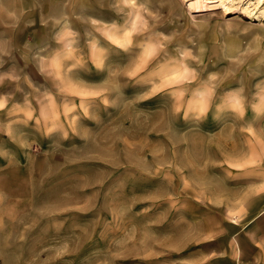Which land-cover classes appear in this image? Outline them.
Instances as JSON below:
<instances>
[{"label":"rangeland","instance_id":"obj_1","mask_svg":"<svg viewBox=\"0 0 264 264\" xmlns=\"http://www.w3.org/2000/svg\"><path fill=\"white\" fill-rule=\"evenodd\" d=\"M137 3L157 19L125 50L118 0H0V264H188L173 246L219 220L177 202L264 181V0ZM185 49L198 77L169 82Z\"/></svg>","mask_w":264,"mask_h":264},{"label":"crops","instance_id":"obj_2","mask_svg":"<svg viewBox=\"0 0 264 264\" xmlns=\"http://www.w3.org/2000/svg\"><path fill=\"white\" fill-rule=\"evenodd\" d=\"M262 182L251 179L249 184L243 185V180L236 179L233 185L224 186L226 195L218 203L207 200L204 188L200 199L190 195L178 199L186 203L183 208L182 202H177V212L185 213L182 217H215L219 223L215 227L205 223L201 233L197 234L192 227L187 233V243L181 241L173 249L185 252L184 259L188 264H264ZM201 236L204 238L200 239Z\"/></svg>","mask_w":264,"mask_h":264},{"label":"clouds","instance_id":"obj_3","mask_svg":"<svg viewBox=\"0 0 264 264\" xmlns=\"http://www.w3.org/2000/svg\"><path fill=\"white\" fill-rule=\"evenodd\" d=\"M118 8L119 11L117 13H124L127 15L128 13L124 12V9L134 10L135 15L133 18V22L130 26L129 30H126L123 33L124 39H123V47L121 46L120 42H116V45L122 49H127L132 45V40L129 39L133 35L139 34V32L147 30L149 27L148 20L143 18L142 14H146L148 17H151L153 20H156L157 18L154 16V14L149 10L146 4L144 3H137V0H118ZM172 37L169 36H163L162 35V41L160 43H153L148 46V51L144 53V55L147 56H155L158 55L161 51L165 48V41H170ZM59 43L60 41L57 40ZM180 61L183 64V71L186 72L188 79H186L185 83H192L195 82L198 73L195 69L191 68L187 64V60L189 59H195L193 57V54L190 50L185 49L184 51L180 52ZM102 66H97V68H101ZM147 67V64H145V68ZM143 70V69H141ZM133 78L132 76H129V79ZM217 79V76L215 74H211L208 77V80L215 81ZM175 80V74H172L169 76L168 81H174ZM171 86V84H170ZM165 91L164 87H160L159 89H153L154 94H159V92ZM198 93V99L195 101L194 107H192V111L195 112L196 118L201 119L204 118L207 115V112L209 111V103L210 99L214 94L213 87H204L203 89H200L197 91ZM172 95V94H171ZM151 98V97H149ZM173 98V110L174 112L179 115V113L182 110V104L180 103L179 99L172 95ZM107 103V101H105ZM240 100H236L235 104L232 106L233 110H238L240 108ZM187 117V112H185V118ZM53 131L52 129H49V132Z\"/></svg>","mask_w":264,"mask_h":264},{"label":"snow or ice","instance_id":"obj_4","mask_svg":"<svg viewBox=\"0 0 264 264\" xmlns=\"http://www.w3.org/2000/svg\"><path fill=\"white\" fill-rule=\"evenodd\" d=\"M120 43H121V46L123 47V42H120ZM186 78H187L186 72H177V74L175 75L174 81H178V80H182V79H186ZM2 107H3V105H2V103H0V108H2Z\"/></svg>","mask_w":264,"mask_h":264},{"label":"bare ground","instance_id":"obj_5","mask_svg":"<svg viewBox=\"0 0 264 264\" xmlns=\"http://www.w3.org/2000/svg\"><path fill=\"white\" fill-rule=\"evenodd\" d=\"M204 1V0H201V2ZM209 3V2H208Z\"/></svg>","mask_w":264,"mask_h":264}]
</instances>
